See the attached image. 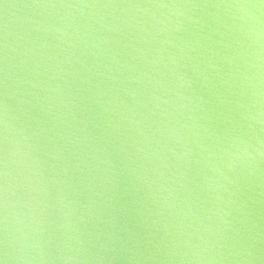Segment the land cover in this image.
<instances>
[{"label": "water", "instance_id": "95a60500", "mask_svg": "<svg viewBox=\"0 0 264 264\" xmlns=\"http://www.w3.org/2000/svg\"><path fill=\"white\" fill-rule=\"evenodd\" d=\"M0 264H264V0H0Z\"/></svg>", "mask_w": 264, "mask_h": 264}]
</instances>
